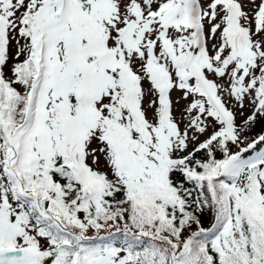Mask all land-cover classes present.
Wrapping results in <instances>:
<instances>
[{"label":"snow or ice","instance_id":"obj_1","mask_svg":"<svg viewBox=\"0 0 264 264\" xmlns=\"http://www.w3.org/2000/svg\"><path fill=\"white\" fill-rule=\"evenodd\" d=\"M0 264H264V0H0Z\"/></svg>","mask_w":264,"mask_h":264}]
</instances>
